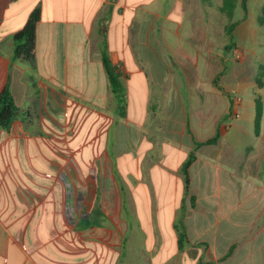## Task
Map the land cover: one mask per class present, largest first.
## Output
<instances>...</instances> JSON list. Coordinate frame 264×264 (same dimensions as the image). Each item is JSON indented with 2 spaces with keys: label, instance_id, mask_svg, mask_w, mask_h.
Instances as JSON below:
<instances>
[{
  "label": "crops",
  "instance_id": "obj_1",
  "mask_svg": "<svg viewBox=\"0 0 264 264\" xmlns=\"http://www.w3.org/2000/svg\"><path fill=\"white\" fill-rule=\"evenodd\" d=\"M263 10L264 0L235 9L240 59L220 77L223 91L214 84L207 99L189 101L182 69H153L152 31L214 33L215 0H0V94L9 89L21 114L0 128V264H264ZM35 11L31 65L15 58L14 37ZM105 54L123 85L124 118ZM207 76L216 79L213 66ZM217 130L218 143L197 152L187 192L193 137ZM57 163L79 173V195H67L72 182L57 179Z\"/></svg>",
  "mask_w": 264,
  "mask_h": 264
},
{
  "label": "rangeland",
  "instance_id": "obj_2",
  "mask_svg": "<svg viewBox=\"0 0 264 264\" xmlns=\"http://www.w3.org/2000/svg\"><path fill=\"white\" fill-rule=\"evenodd\" d=\"M227 0H215L217 3V12L215 15V29L213 33V29L201 26L199 29H192V28H180L179 34L176 33V28L172 26L171 28L168 27L166 33H161L159 27L153 28L152 37H151V61L153 69L161 68L162 70H166L167 73H180V69L183 70V78H179L181 81L184 79L185 85V92L184 94L187 96L186 100H204L207 99L208 93V86H213L214 81L218 80L219 82L220 77L228 68L235 67V63L240 59L239 51H236V44L235 41H230L229 37L226 34V29L236 23L238 18V13L235 11L237 7L241 8V0H230L234 3V9H228L229 7L225 8V2ZM218 6H221V9H218ZM222 9H226L223 11ZM232 15L230 16V13ZM201 18H203V14L201 12ZM176 24V23H175ZM197 31L198 37L195 35L193 40L191 33ZM261 36V34H258ZM212 37L214 40L212 41ZM230 46L229 50H226V46ZM197 49L200 55L196 56L195 51L194 53L191 52L190 48ZM180 47V49H178ZM182 49V50H181ZM181 51L182 53H176ZM210 51H213L212 53ZM210 52V53H209ZM214 55V57L212 56ZM200 61H196L197 58ZM162 63V65H161ZM161 65V66H160ZM199 65L201 70V75L195 73L194 69ZM208 66H213L216 73V79L211 81L208 79L207 70ZM166 68V69H165ZM264 77V67H260ZM194 71V72H193ZM264 81V78H262ZM198 83L200 90L195 88ZM192 88V91H191ZM236 94L230 93V95L224 96L225 98H233ZM219 104L220 99H222L219 95L213 97ZM218 104V105H219ZM217 115L221 114L222 109L218 106L216 108ZM222 117V116H221ZM223 122V121H222ZM86 159V157H83ZM59 163H57V171L56 176L59 180H65L68 183L70 180L72 182V187L69 189L67 187V195L69 196H76L79 195V173L72 171L71 173L62 172L59 170L60 168ZM43 167L40 169L42 170ZM96 174V173H94ZM101 175V174H100ZM83 190V189H82ZM105 189L103 188V191ZM88 195L93 196L94 189H88ZM70 192V194H69ZM78 206V205H77ZM75 207V212H76ZM78 216L75 214V218L72 220L73 226L77 223Z\"/></svg>",
  "mask_w": 264,
  "mask_h": 264
},
{
  "label": "trees",
  "instance_id": "obj_3",
  "mask_svg": "<svg viewBox=\"0 0 264 264\" xmlns=\"http://www.w3.org/2000/svg\"><path fill=\"white\" fill-rule=\"evenodd\" d=\"M229 7L228 9H234V3H232L230 0H227L225 2V8ZM241 8L246 12L247 10V0H241ZM225 11L226 9H222ZM232 15V12L230 13V16ZM40 20V13L39 11H35L29 21L27 22L26 26L18 32L14 37L15 42V58L18 60H22L29 64H34L36 59V27ZM259 23L264 26V10L262 12V16L259 19ZM237 22L233 25H230L226 29V34L229 37V40L235 41L234 36V30L237 26ZM230 46H226V50H229ZM103 63L105 70L109 76L111 87L113 90V93L115 95V98L118 103V110H119V116L121 118H124L126 116L125 114V101H124V92H123V85L120 81V77L117 73V69L112 64L110 58L108 55H103ZM263 74H260L259 78L257 79V82L259 86H262L264 83L262 82ZM215 86L220 90L223 91V88L221 87L218 80H215L214 82ZM19 109L15 105L13 96L9 89H6L4 92L0 94V128H3L5 130H9L11 127V124L13 121L20 116ZM261 118V112L260 107L257 110V122L260 121ZM188 132L190 134L191 130L188 128ZM220 131L217 130V133L215 137L212 139L205 141V142H199L194 139L193 137V148L184 163L182 167V173L185 179V189L187 192H189V185H190V176H189V169L192 165V163L196 160L197 152L199 149L205 145H215L218 143L220 139ZM178 234H179V247L183 248L189 243L186 227L184 223L181 221L176 226Z\"/></svg>",
  "mask_w": 264,
  "mask_h": 264
}]
</instances>
